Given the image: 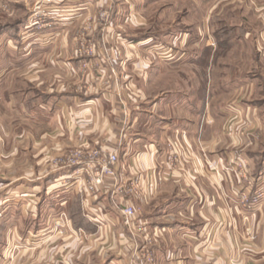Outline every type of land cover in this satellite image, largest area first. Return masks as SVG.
<instances>
[{
  "label": "crops",
  "instance_id": "0c3cea01",
  "mask_svg": "<svg viewBox=\"0 0 264 264\" xmlns=\"http://www.w3.org/2000/svg\"><path fill=\"white\" fill-rule=\"evenodd\" d=\"M256 9L264 15V0ZM60 25L53 38L19 46L10 29L0 33V264H94L98 256L104 264H264V208L244 202L264 191V29L258 91L253 82L221 84L214 43L211 56L192 60L201 65L194 84L159 87L157 44L127 33L133 23L109 24L99 39L90 22L87 40L55 37ZM82 43L96 52L78 53ZM235 73L229 80H242ZM130 79L137 85L123 88ZM82 143L116 150L121 175L138 177L143 192L112 195L111 179L93 194L67 190L60 179L71 169L54 160ZM223 158L244 165L223 170ZM94 200L110 212L113 202L138 208L132 227L96 232L82 211ZM61 210L70 230L84 231L80 241L53 229ZM147 251L151 263L140 257Z\"/></svg>",
  "mask_w": 264,
  "mask_h": 264
},
{
  "label": "rangeland",
  "instance_id": "374dc122",
  "mask_svg": "<svg viewBox=\"0 0 264 264\" xmlns=\"http://www.w3.org/2000/svg\"><path fill=\"white\" fill-rule=\"evenodd\" d=\"M257 2L258 0H0V33L4 35V30L10 29L11 37L19 46L21 38H53V31L49 30H52L55 22L61 24L57 27L60 30H56L59 35L55 37L71 36L77 40H87V28L92 29L90 22L100 26L101 33H104L99 35V39L106 38L104 30L109 24L122 21L126 24L133 23L135 26L132 28L135 29H128L127 33L136 31L140 36H150L157 44L154 64L161 79L156 86L171 85L172 88H180L186 86V80L194 84L197 77L191 79L192 72L201 65L192 60L198 55L205 59L211 56L214 43L217 54L222 56L218 62L220 68H215L217 72H222L221 76L216 74L221 84L227 87L228 83L235 81L253 82L254 89L259 91L262 82L256 73L260 71L258 56L261 54V47L257 41L264 29V15L256 9ZM118 11L120 13L117 14ZM68 23L72 26L71 31H65ZM217 41H221L222 47L218 46ZM98 49L96 58L101 62L100 55L105 56L108 48L105 46ZM19 50L18 47L17 54H20ZM77 52L92 55L96 48L82 43ZM236 71L244 75L242 80H229L236 77ZM186 72H189L188 76ZM97 81H102L100 75ZM136 85L130 79L125 80L122 86L131 89ZM243 165L242 160L236 158L220 160L221 169L227 171ZM258 194L259 200L254 204L248 201L246 210L264 208V191L257 190L254 195ZM77 240L80 241L79 238ZM23 249L24 246L20 244L13 246L10 261L18 254L21 256ZM98 257H95L94 264H104V259ZM21 263L23 260L16 262Z\"/></svg>",
  "mask_w": 264,
  "mask_h": 264
},
{
  "label": "built area",
  "instance_id": "2783aa9c",
  "mask_svg": "<svg viewBox=\"0 0 264 264\" xmlns=\"http://www.w3.org/2000/svg\"><path fill=\"white\" fill-rule=\"evenodd\" d=\"M54 164L58 168L71 169L60 179L61 184L67 190L76 185L78 186V193L93 194L100 186L106 184L107 180L111 179L113 180L110 190L112 195H138L143 192L138 177L130 178L121 175V170L118 167L119 157L114 149L103 150L100 147L82 143L61 153L54 160ZM259 196V194L254 195L250 201L254 204V202L259 200ZM248 201L247 196H244V202L247 203ZM113 209V212H110L98 200L85 202L82 207L84 217L94 225L96 232L110 231L115 226L123 223L130 229L138 208L131 204L121 206L113 202ZM52 220L51 225L58 234H62L64 230L70 228V219L63 210L57 212L52 217ZM70 231L72 236L78 238L84 232L81 228H71ZM140 257L144 258L148 263L152 262V255L149 251ZM135 259H139V256L136 255Z\"/></svg>",
  "mask_w": 264,
  "mask_h": 264
}]
</instances>
